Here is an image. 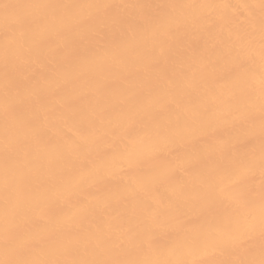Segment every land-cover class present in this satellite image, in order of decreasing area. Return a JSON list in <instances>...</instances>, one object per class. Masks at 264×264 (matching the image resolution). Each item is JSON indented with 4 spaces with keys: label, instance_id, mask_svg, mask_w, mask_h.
<instances>
[{
    "label": "bare ground",
    "instance_id": "1",
    "mask_svg": "<svg viewBox=\"0 0 264 264\" xmlns=\"http://www.w3.org/2000/svg\"><path fill=\"white\" fill-rule=\"evenodd\" d=\"M262 19L261 0H0V261L258 262Z\"/></svg>",
    "mask_w": 264,
    "mask_h": 264
},
{
    "label": "snow or ice",
    "instance_id": "2",
    "mask_svg": "<svg viewBox=\"0 0 264 264\" xmlns=\"http://www.w3.org/2000/svg\"><path fill=\"white\" fill-rule=\"evenodd\" d=\"M3 9L5 10V22H8V9L11 8H19L23 7L22 5H13V4H3ZM28 7L44 9V10H59L62 8H67V5H53V4H37V5H29ZM89 7H101L104 9H109L113 7L112 5H98V6H89ZM261 8L264 9V0H261ZM26 22V18L17 17L14 23L18 26H23ZM262 29H264V19H262ZM16 36L15 32L9 33L8 38L14 39ZM261 99H262V110H261V137H262V153H264V74L261 77ZM262 167H264V155H262ZM5 191L6 194L14 191L12 185L8 182L6 177L5 182ZM262 237H264V206H262V228H261ZM245 241V237L242 234L237 238V243L243 244ZM0 264H5V262L0 261ZM7 264H164V262H155V261H107V260H72V261H59V260H27V259H19L7 262ZM236 264H264V248H262L261 259L257 262L254 260L249 261H237Z\"/></svg>",
    "mask_w": 264,
    "mask_h": 264
}]
</instances>
